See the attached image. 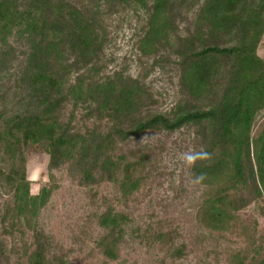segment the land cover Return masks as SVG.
Wrapping results in <instances>:
<instances>
[{
  "label": "trees",
  "instance_id": "1",
  "mask_svg": "<svg viewBox=\"0 0 264 264\" xmlns=\"http://www.w3.org/2000/svg\"><path fill=\"white\" fill-rule=\"evenodd\" d=\"M84 3L0 0V264L9 263L11 239L20 243L13 253L21 264H71L41 228H29L57 189L53 171L65 168L121 204L137 203L156 168L154 151L120 152L117 145L180 131L192 137L193 152L208 153L188 170L192 183L204 177L194 183L202 188L197 226L228 246V264H264V231L240 216L251 204L264 213V121L252 136L255 119L264 116V59L257 54L264 0H198L184 35L175 9L185 0ZM103 4L149 9L138 50L176 79L178 97L167 112L145 115L154 100L142 81L117 72L97 76ZM31 149L48 157V182L36 193L25 179ZM127 223L108 207L99 215L104 233L96 246L105 259L119 258ZM145 242L172 260L183 256L172 233L145 235Z\"/></svg>",
  "mask_w": 264,
  "mask_h": 264
},
{
  "label": "rangeland",
  "instance_id": "2",
  "mask_svg": "<svg viewBox=\"0 0 264 264\" xmlns=\"http://www.w3.org/2000/svg\"><path fill=\"white\" fill-rule=\"evenodd\" d=\"M88 1L83 0L85 5ZM197 2L185 0L183 7L175 9L181 35L190 29L194 11L198 8ZM74 3L79 4V0H74ZM102 10L98 17V31L103 40L101 53L96 59L97 76L102 78L117 72L142 81L154 100L145 115L167 112L178 97L174 87L176 79L156 67L154 56H143L138 50L147 27L149 9L103 4ZM257 54L264 59V36ZM81 117L82 111L77 115L78 121ZM263 121V115L255 119L252 136L261 130ZM83 123L87 126L92 124L91 121ZM144 147L154 151L156 168L137 203L121 204L111 192L101 186H84L62 168L52 172L57 189L39 216L31 220L29 228L31 224L41 228L51 237L53 251L71 264H159L160 261L165 264H228L225 258L228 246L214 243L197 226L194 218L202 188L192 183L188 175L189 165L179 158L182 153L193 152L192 137L182 131L173 135L148 132L130 138L125 145H117V150L123 152ZM32 156L38 157L37 163L44 165L42 175L48 177L47 155L31 149L26 154V162ZM30 183L31 192L36 193L40 181ZM107 207L114 212H122L128 218L127 233L116 261L105 259L96 246L104 233L98 226V218ZM240 216L249 224L255 221L257 232L264 231V213L261 214L254 204L241 211ZM158 231L172 233L174 244L183 247V256L172 260L157 250L156 245L151 247L145 242V235ZM6 244L12 254L8 264H21L13 253L20 250V243L11 239Z\"/></svg>",
  "mask_w": 264,
  "mask_h": 264
},
{
  "label": "clouds",
  "instance_id": "3",
  "mask_svg": "<svg viewBox=\"0 0 264 264\" xmlns=\"http://www.w3.org/2000/svg\"><path fill=\"white\" fill-rule=\"evenodd\" d=\"M208 153L205 151L200 152H186L180 155V159L187 165L191 166L197 159L207 158ZM38 157L32 156L25 164V179L29 182L39 180L41 184L48 182V177L44 173V165L37 163ZM203 176H197L194 179V183H200L203 180Z\"/></svg>",
  "mask_w": 264,
  "mask_h": 264
}]
</instances>
